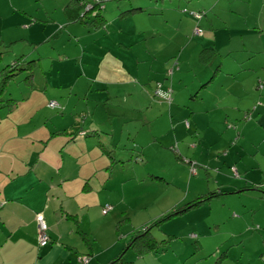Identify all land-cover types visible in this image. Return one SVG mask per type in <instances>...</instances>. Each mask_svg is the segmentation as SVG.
<instances>
[{
    "label": "rangeland",
    "instance_id": "1",
    "mask_svg": "<svg viewBox=\"0 0 264 264\" xmlns=\"http://www.w3.org/2000/svg\"><path fill=\"white\" fill-rule=\"evenodd\" d=\"M68 1L13 0L16 4H22L23 8L34 15V19L37 20L36 25L29 28V35H31L29 42L39 43L36 52H41L42 57H45L50 50L55 58L57 52L62 53L68 45L78 46L77 38L66 39L67 33L64 31L66 24L61 21L63 19L62 8L58 4ZM133 1L135 0L106 1L104 3L107 6L105 15L108 14L107 10L110 5L115 7L117 3L127 4ZM230 1L218 3L216 11L208 13L210 14L208 20L211 19L212 25L216 26L213 27L214 29L206 23V15L203 17L204 25H200L205 35L209 36V42L218 51L208 66H203L200 62L199 52L201 50L196 47V43L201 41L203 34H193V27L189 35L183 37L180 33L175 35L177 22L183 15V9L190 12L195 0H139L148 16L134 17L124 21L116 17L112 20L108 19L106 32H110L111 35L106 37V40L112 43L114 40V43L130 46V50L120 55L121 59L129 64L127 69L130 70L131 78L135 79L134 88H138L141 84H152L154 87L156 83L162 88L169 87L172 91V101L170 105L162 107V111L158 112V119L155 120L154 112L146 117L147 105L142 102L144 97H139L138 93L131 91V101H128L124 107L127 109L131 105L132 109L139 111L143 118L138 119L132 114L131 122L124 124V127L132 126L131 133L124 129L121 135L124 140L126 138L129 140V144H126V147L124 142H121L119 148L124 147L126 151L119 149L115 152L118 156L125 153L126 159L130 155L132 157L123 170V176L119 174L121 170L116 169L110 180L105 181L107 175L102 174L94 177L91 181L92 189L84 192H81V186L78 188L77 180L69 182L64 188L72 194V201L77 202L78 205L75 207L79 215L80 228L91 241L90 250L86 242L81 239L85 248L81 250H85L86 254L82 252L78 257L74 255L73 264H107L118 247H121L118 254L121 253L133 229L149 225L150 222L174 209L182 210L202 195L217 191L220 185H216V181L221 184L223 180L229 185L227 192L238 191L237 186L233 185L239 183L240 179L235 171L236 164L240 166L235 151L254 136L244 134L237 145L238 148H233L235 145L232 146L233 143L235 144L234 137L233 142L228 141L225 149L224 141L229 137L227 131L232 129L234 134L239 133L234 128L239 123H245L243 119L239 121L232 119V115H228L226 117L233 127L225 126L223 130L217 123H213L208 130L205 128L207 122L226 119L224 116L220 118V115H223V106L218 108L217 103H212L213 107L209 109L212 112L209 114H199L194 111L202 110L203 105L207 104L205 100L213 102L215 99H222L224 103L231 102L237 105L238 100L243 99L245 103L240 102L239 105L249 106L252 101L259 106L264 104V0ZM161 7L172 11L169 13V17H172L169 25L165 23V17L158 16V9ZM41 8L43 19L35 15ZM8 13L1 14L0 37L7 41L26 38L28 33L24 31V27L27 22L30 24L32 21L21 19L20 16L25 17L22 14L12 17L11 10ZM150 14L152 16L149 17ZM224 26H229L231 30ZM254 26L256 28L254 36L246 34L247 32H240ZM120 29L123 34L119 33ZM25 42H18L12 52L3 55L0 68L11 64L22 49L29 51L32 48ZM33 56L38 57L37 54ZM49 63L50 59L44 60L43 69H39L38 66L34 72V83L37 80L42 81V71L46 70ZM219 63L222 65V75L218 74L215 84L210 85L209 88L200 89L201 86L197 85V81L195 84L192 83V79L204 76L203 72L210 74L206 79L208 82ZM199 70L202 72L198 75ZM227 71L238 72L233 73L236 82L230 83V80L218 86L222 84L221 81L225 77L223 75ZM84 72L86 74L84 79L79 81L74 88V91L79 94L83 92L79 85L87 84L94 77L95 71L86 67ZM25 76L22 73L10 82L6 88L5 98L16 99L18 103L31 101L23 99L26 90L23 84ZM55 79L60 78L55 77ZM147 90L150 94V89L147 88ZM90 99L94 100L93 97ZM201 101H203L202 104ZM158 103L161 104L159 101ZM89 106L91 107V104ZM46 108L37 111L29 105L16 108L18 109L17 114L13 118L20 126L19 132L29 126H40ZM48 109L56 114L57 110L54 108ZM2 113L3 111L0 115ZM193 122L202 128L200 132L188 133ZM248 122V128H250L253 122ZM172 130L175 131L176 136ZM46 133L43 131L39 136L40 132H36L26 137L20 133L19 138L16 139L23 140L21 143L26 141L35 143V148H32L30 144L27 147L22 146L20 143L17 151L20 148L22 152L16 153L15 157L25 158L24 153L38 149L39 140L46 138ZM154 133H158V138ZM128 136L131 139H128ZM257 136L255 139L259 140L260 144L263 143L261 133ZM153 137L156 138L157 143L154 142ZM214 140L223 144L215 145L213 148L208 147L207 141ZM133 143L139 144L137 151L132 149ZM216 147L223 149L216 153L214 152ZM263 149L264 145L260 147V151ZM139 150L143 152L142 162L135 160L139 155ZM250 150L249 146L245 148L246 152ZM228 151L229 155L226 156L225 153ZM216 156H222L221 161L226 160V166L221 167V170L216 169L222 165ZM2 158L3 152L0 151V159ZM189 161L192 165L196 164L194 173L190 171ZM250 161V158L248 160L244 158L245 166H250ZM1 163L0 187L5 186L10 165L15 164L11 156L2 160ZM94 166H105V163L99 161ZM6 170L8 172L4 173ZM247 176L250 179V175ZM241 180L244 179L241 178ZM260 197L256 192L248 191L239 194L227 193L210 202H204L198 208L171 217L162 223L158 230L157 228L153 230L158 241L167 242L164 251H158L157 255L151 254L143 258H136L132 251H128L125 258L132 264H264V202H261ZM67 201L71 200L66 199L64 203ZM103 209H107L106 214L102 213ZM257 227L260 230H256ZM191 234L196 238H191ZM81 258H84L85 263L80 261Z\"/></svg>",
    "mask_w": 264,
    "mask_h": 264
},
{
    "label": "crops",
    "instance_id": "2",
    "mask_svg": "<svg viewBox=\"0 0 264 264\" xmlns=\"http://www.w3.org/2000/svg\"><path fill=\"white\" fill-rule=\"evenodd\" d=\"M70 1L71 0L62 3L63 5L58 4L62 8L63 19L61 21H64L66 24L64 30L65 33H67L66 39L77 38V47L73 45L71 47L68 45L67 47V49L73 48L70 56L64 60L58 59L59 63H65L69 67L68 73L63 75L56 70L57 74H61L62 76L55 75L60 78L55 80L51 79L52 76L46 75L43 77L42 74V81L37 80L36 83H34L35 92L28 88L24 91L23 99H30V102L18 103L13 110L7 112L3 111L2 115H0V151L3 152V158L0 159V170L2 165L1 161L8 159L9 156H11V159L15 163L10 165L9 172L8 170L4 171V173L8 172L6 184L0 187V189L3 188L0 191V264H73L72 261L75 260L74 255L78 257L82 252L86 254L85 250H81V248H85L82 245L79 232L84 233L87 238L88 236L80 228L79 215L76 213L78 204L72 201V194L64 188L68 186L69 182L77 180L78 188L81 186V192H84L92 189L91 181L94 177H98L102 174L103 176L107 175V178L104 179L105 181L110 180L116 169L121 170L119 174L121 177L123 176V170L125 166L128 165L129 158L127 157L126 159L125 153H121L118 156L115 151L119 149L121 142H124L125 145L129 144V140H127V138L124 140L121 135L123 131H125L124 129H126L128 133H131V127H124V124L130 121L132 113L134 117H138V119L143 118L139 111L132 109L131 105L127 107V109L124 107L128 101H131V91L138 93L139 97H144L142 102L147 105L145 108L146 117H149V114L154 112L156 114L155 120H157L158 112H161L162 107L166 106L158 103V101L152 97V84H141L138 88H134L135 79L133 78V80L131 78L130 70L127 69L129 64L125 63L120 55V53L130 50V46L122 43H114V40L113 43L107 41L106 37L111 35L110 32H106V30H108L107 28L92 31V33L89 34L86 33V30L80 25L67 24L70 19L63 11ZM112 1L118 2L119 0ZM224 1L231 2L230 0H195V3L192 4L191 11H205L207 14L212 13L214 10L216 11L217 4ZM142 5L143 4L140 3L139 0L127 4L117 3L115 7L114 5H110L107 10V15H110L112 18L110 16H108V18L107 15H105L107 9V6H105L103 8V14L107 20V25L108 19L112 20L114 17L124 21L134 17L140 18V16H148L142 8ZM43 7L44 4L42 5V8ZM42 8L38 9V13L35 14L39 18L42 14ZM131 8H140L142 11L134 12L132 16L122 19L120 14ZM10 10L12 11V17L22 14L26 18L20 16L21 19L32 21L30 24L27 22V25L24 27V31L28 33L26 38L7 41L0 37V40L6 46L16 42L9 46V50L12 52L15 44L20 41H26L25 43L28 45L29 43H35L29 42L31 37V35H29V28L36 25L37 20L34 19V15H31L23 8L22 4H16L13 0H0V17L2 13L9 14L8 12ZM27 12L29 14H27ZM169 13H172L171 9L164 7L158 9V16L165 17V23L167 25L171 23L170 21L172 18L169 17ZM207 14L205 16V21L207 24L211 25V29H214L213 27L215 25H212L211 19L208 20L210 14ZM150 16L152 15L150 14L149 17ZM215 17L216 16H214V18ZM41 18L43 19L44 17ZM203 20L204 19L197 24L189 15H181L180 20L177 22L175 35L177 36L179 33L182 35L181 37L187 34L189 35L193 27L195 29L196 25L200 26L203 24ZM174 27H176L175 24ZM224 27L231 30L229 26ZM247 29L240 32H247L246 34L254 36V31L256 30L255 26L249 30ZM119 33L123 34V31L120 29ZM206 35L203 30L201 41L196 43V47L200 50L204 48L213 49L215 55H217L218 51L212 46L208 40L209 36ZM30 50L31 49L25 51L22 49L20 55L31 54ZM40 53L41 52H37L38 56ZM51 53L52 52L49 50L45 55L46 60L50 59L49 71L53 73L55 68L52 62L57 57L53 58V54ZM213 64L212 68H214ZM217 66L215 70L218 71L211 81L206 82L210 74L207 75L203 72L202 74L204 76L192 79V83L195 84L197 81L196 83L199 86L206 82L205 87L208 88L210 85L215 84L214 82L217 81L216 78L218 74H221L222 70L221 63ZM86 67H88L89 70L93 69V71H95L94 77L89 80L87 84L83 86H81V84L79 85L81 90H83V92L79 94L74 91V88L79 81L84 79V75H86L84 69ZM39 69H43L42 64ZM201 72L202 70H199L198 75ZM233 73L238 72H225V75H223L225 77L221 81L222 84H218V86L224 85V82H229L230 80V83L236 82ZM68 78L71 80H67ZM40 88L45 90L43 94L39 91ZM147 88L150 89V94ZM90 97H93L94 100H91ZM50 101L58 102L63 105L65 109L63 111L57 110L55 114L54 111L48 109V103ZM205 101L207 104L203 105L202 110L196 109L194 111H197L199 114H209L212 112L209 109L213 107L212 103L215 102L218 108L219 106H223V115L221 114L220 118H226L224 121L215 120L207 122L205 128L208 130H210V126L213 123H217L223 130L225 126L231 127L233 124L228 121L229 119L226 117L228 115H232V119H238L239 121L243 119L245 122L239 123L238 126L234 128L239 131V133L234 134L231 131L232 129L227 131L229 137L224 141L225 149L227 148L228 141L230 143L233 142L234 137L235 144L233 143L232 146H235L233 148L237 147L238 143L241 142L244 134L252 137L254 136V138H249V140L245 141V145L241 144L242 146L240 148L237 147L238 149L235 151V156L238 157L240 162V166L236 164L235 171L244 180L240 178L239 183L233 185L237 186L236 189L239 193L248 191L256 192L261 196V202H264V149L260 151V147L264 145V104L259 106L252 101L249 106L239 105L240 102L245 103L243 99H239L237 105H233L231 102L224 103L222 99H215L213 102ZM105 103H107V105H105ZM202 103L203 101H201V104ZM89 104H91V107ZM28 105L36 111L47 107L46 111L43 112L42 124L40 126H29L23 129L22 132H19L20 126L13 116L17 114L18 109L16 108H22V106ZM100 108L101 111H99ZM79 113H86V119L84 123L80 125V131L82 130L92 134L91 137L86 136L85 138L77 139L69 143H67V138L64 136L50 138L52 132L70 129L75 123L74 118H72L73 115H78ZM162 115H160V117ZM191 115H194V113H191ZM190 117L193 118V116ZM248 121L253 122L250 128H248ZM239 127H241V130H239ZM201 129L202 128L199 127L196 122H193V126L188 129V133L200 132ZM43 131L47 132V136L41 140L38 139L40 143L38 149L24 153L25 158L15 157L16 153L22 152L20 148L17 151L18 145L23 141L16 139L19 138L20 133H23L26 137L30 134L40 132V136ZM259 133L263 136V143L261 144L259 140L257 141L255 139V137H258L257 134ZM173 134L176 136L175 131H173ZM154 135L158 138V133H154ZM155 137H153V140L157 143ZM130 138L131 137L128 136V139ZM216 140L211 142L207 141V146L213 148L215 145L223 144ZM21 144L26 147L30 144L32 148H35V143L32 144L26 141ZM98 144H101V146ZM248 146L251 150L246 152L245 148H248ZM134 149L137 150V147L135 146ZM222 149V147H216L214 152L218 153ZM106 151H111L110 157L112 160L110 158L108 160L107 155H105ZM229 151L225 153L226 156L229 155ZM116 155L119 157L118 161H123L125 163L115 164L114 160L116 159ZM141 157L143 158V154H141ZM221 157L216 156L218 161H221ZM244 158L247 160L250 158V166H245ZM99 161L105 163V166H94L95 163ZM221 164L220 168H216L217 170H221V167L226 166V160L223 159ZM111 165L112 167L109 169ZM246 174L250 175V179ZM84 183L87 185L85 186V190H83ZM219 183L220 182L216 181V185H220L218 186V190L227 191L229 185L223 180L221 184ZM249 187H252V189H248ZM66 199L71 201L64 203ZM66 203H68V205H66ZM37 213H42L44 215V219L49 227L50 244L45 248H38L37 245L36 225L34 220L35 214ZM120 248L121 247H118L115 254L109 258L107 264L118 256Z\"/></svg>",
    "mask_w": 264,
    "mask_h": 264
},
{
    "label": "trees",
    "instance_id": "3",
    "mask_svg": "<svg viewBox=\"0 0 264 264\" xmlns=\"http://www.w3.org/2000/svg\"><path fill=\"white\" fill-rule=\"evenodd\" d=\"M106 1H109V0H71L63 11L64 14L66 16H68L70 19V20H68L67 24L80 25L86 30V33H89V34L92 33V31H98V30L106 29L107 28V20L103 14V8L105 7L104 3ZM137 11H142V10L140 8H131V9H128V10L122 12L120 14V16L122 17V19H124L125 17L132 16V14L134 12H137ZM182 13L187 14L190 17H192L196 21L197 24L206 15L205 11H199V12L190 11V12H188L187 9H183ZM196 15H200V17H197ZM195 27H196L195 29L201 30V34H203V29H201L200 26L196 25ZM62 28H64V27H62ZM195 29H194V31H195ZM193 34H194V32H193ZM14 43H16V42H13L11 44H14ZM11 44L9 46H11ZM29 45L32 47L31 48L32 50H30L31 54L16 55L11 64H7V65L0 68V112L5 111V110L11 111L18 104V101L16 99L9 98V97L5 98V96H4L7 86L10 84V82L14 81V79H16V77L18 75H21L22 73H24L26 75L23 79L24 86L26 88L30 89L31 91L33 90L35 92V89H34L35 74H34V72L38 68V66L40 68L42 62L44 60H46V56L42 57L41 55H39L38 57H34L33 55L37 54L36 51L38 50L37 46L39 45V43H29ZM9 46L4 45V43L0 40V49H2V51L0 50V65L3 62V55L7 52H11L9 50ZM72 49L73 48L66 49V50H64L65 52L63 51L62 53L57 52V54H56L57 58H55V60L52 62L53 66L55 68L53 73H50L51 72V71H49L50 66H47L46 70L42 71L43 77L46 75L52 74L51 79L53 78V80H55V77H56L55 75H57V71H59L63 75H66L69 71L68 70L69 67L65 63L64 64L59 63L58 59L64 60L65 58H68L71 54ZM33 52H36V53L33 54ZM214 56H215V52L213 49L204 48L199 53V60L203 65H208L212 61ZM150 58H152V57L150 56ZM217 71L218 70L214 71V73H213V75L209 81H211L213 79V77ZM74 73H75V71H74ZM171 73L172 72H170V74ZM53 76H55V77H53ZM205 83L206 82L200 84V86H201L200 88H204L206 85ZM152 87H153V85H152ZM40 89H39V91H41L43 94L45 92V90L42 88H40ZM36 91H38V90H36ZM152 97L155 100L161 102V104H165L166 106H168V105H170V103L172 101L171 100L172 99V91L169 87L162 88V86H158V84L156 83V84H154V87L152 90ZM191 98H193V97L191 96ZM105 105H107V103H105ZM48 107L52 108V109L54 108V109L59 110V111H63L65 109V107L63 105L59 104L56 101H50L48 103ZM72 118H74L75 123H74V125H72V127L70 129L52 132L50 134V138H53V137L57 138L59 136L60 137L64 136L67 138V140H66L67 143H69V142H73L77 139L85 138L86 136H90V137L92 136V134H90V133H87V132L82 131V130L80 131V128H81L80 125H82L84 123V121L86 119V113H81V114L79 113L78 115L77 114L73 115ZM129 122H131V119ZM129 126L132 127L131 125H129ZM93 136H94V134H93ZM98 145L101 146V144H98ZM135 146L138 147L139 144L138 145L134 144L132 146V149H134ZM119 149L124 151V152L126 151V148H124V147L119 148ZM135 151H137V150L135 149ZM138 153H139V155L136 156L135 160L142 162L144 160L141 157V154H143V152L141 153V150H139ZM105 155H107L108 160H109V158L112 160V158L110 157L111 151H106ZM115 157H117V155ZM130 157H132V155H130ZM130 157H128L129 161H130ZM114 163L115 164H119V163L124 164L125 162L118 161L117 159H115ZM188 163H189L188 166L191 169L190 171H192V169H194V170L196 169L195 168L196 164L192 165V163L190 161ZM111 167H112V165L109 167V169ZM237 176H238V178H241L240 175H238V173H237ZM85 186H87L86 183H84L83 190H85ZM245 190H247V189H245ZM227 193L238 194L239 191L227 192V191H219L217 189V191H215V192H209V193L202 195L201 197L195 199L190 205H186V207L183 208L182 210L174 209L172 212H170L166 215H163L161 218H159V219L157 218L156 220L150 222L149 225H145L139 229H133L131 232V235L129 234L130 235L129 240H128L127 244L123 247V250H121V253L119 252L118 256L115 257L108 264H132L131 262H128L127 259L125 258V254L128 251H132L134 253V255H136V258H143V257H145L147 255H151V254L157 255L158 251H164L166 249L167 242L166 241H158V239L155 237V235L153 233V230L155 228H157V230H158V227L161 226L162 223H165L171 217L182 215L183 213H186L187 211H189L191 209L198 208L204 202H210L211 200H214L216 198H219L220 196L226 195ZM106 207H110V206H106ZM104 211H105V209L102 210V213ZM106 212L103 214H106ZM39 214H41L43 216V219H44V215L42 213L35 214L34 220H35V225H36V239H37L36 217ZM44 222H45L47 229H48L47 230L48 242H47L46 246L40 247L38 245V241H37L38 248H45L50 244L49 227H48L45 219H44ZM75 222L77 223L76 219H75ZM118 228L119 227H117V229ZM256 230H260V228L257 227ZM79 236L81 239H83L86 242L87 247L91 250V241L88 240L86 235L84 233L79 232ZM190 237L194 238V239L196 238V236L193 234H191ZM83 259L84 258H81L80 261L82 262ZM136 260H138V259H136Z\"/></svg>",
    "mask_w": 264,
    "mask_h": 264
},
{
    "label": "built area",
    "instance_id": "4",
    "mask_svg": "<svg viewBox=\"0 0 264 264\" xmlns=\"http://www.w3.org/2000/svg\"><path fill=\"white\" fill-rule=\"evenodd\" d=\"M197 17H200V15H196ZM194 34L196 35H200L201 34V30L199 29H195ZM191 173H194V169H192ZM107 211V209H105V211L103 213H105ZM36 221H37V241H38V245L40 247H44L46 246L47 242H48V235H47V226L44 222L43 216L41 214L37 215L36 217ZM83 263H85V261L82 260Z\"/></svg>",
    "mask_w": 264,
    "mask_h": 264
}]
</instances>
